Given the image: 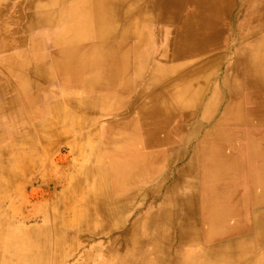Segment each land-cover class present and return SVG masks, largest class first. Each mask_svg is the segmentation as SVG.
I'll list each match as a JSON object with an SVG mask.
<instances>
[{"label": "bare ground", "instance_id": "obj_1", "mask_svg": "<svg viewBox=\"0 0 264 264\" xmlns=\"http://www.w3.org/2000/svg\"><path fill=\"white\" fill-rule=\"evenodd\" d=\"M63 132L82 194L34 251L264 264V0H0V189Z\"/></svg>", "mask_w": 264, "mask_h": 264}, {"label": "rangeland", "instance_id": "obj_2", "mask_svg": "<svg viewBox=\"0 0 264 264\" xmlns=\"http://www.w3.org/2000/svg\"><path fill=\"white\" fill-rule=\"evenodd\" d=\"M63 136H67L65 132H63ZM7 139L0 141V149L3 146L6 148L8 144L15 141L14 139L11 140L10 135L7 136ZM71 141L73 138L60 141L47 138V143L37 162L30 160L21 162L22 159H16L18 161L16 162L15 153L12 151V158H1L3 167L13 169L15 182L6 189H0V221L4 222L3 226L0 223V264H39L33 260V257L45 255L48 259H44L43 264H54L51 239L48 252L39 253L33 249H37L39 243L45 245L44 242L40 241L39 235L49 234L48 228L55 214L62 219L65 218L66 221L73 220L75 217L74 211L70 214H66L65 211L70 204L68 200L80 197L82 194L80 189L75 188V185L79 184L80 181L73 183V180L79 179L76 177V169L81 167V162L78 160L71 162L70 165L73 166L71 170L65 164L58 165L57 163L59 156L66 155L70 150H77V147L70 144ZM18 145L23 146L22 143L15 144L12 148H17ZM24 146L26 148V145ZM7 149L9 148L7 147ZM3 178L6 179V174ZM70 206L75 207L73 203ZM76 208L79 209L80 206L76 205ZM44 216L47 217L46 222ZM73 224H71L72 231L69 230L70 234L77 229L72 226ZM14 232H17L18 238L14 237ZM87 232L86 230L85 233L87 234ZM22 237L26 239L24 244L21 241ZM28 243L35 247L25 246ZM98 243H103L104 249L108 247L104 237L101 236L96 241L88 235L75 240L76 249L74 246L72 247L73 244L69 241L64 245L65 252L70 251L73 256L62 264H85V254L87 252L95 254L96 249L94 247ZM20 249L32 250L24 258L21 257L16 260L19 258L17 251ZM93 264H98V260H93Z\"/></svg>", "mask_w": 264, "mask_h": 264}]
</instances>
